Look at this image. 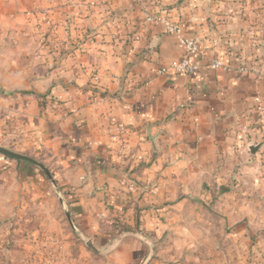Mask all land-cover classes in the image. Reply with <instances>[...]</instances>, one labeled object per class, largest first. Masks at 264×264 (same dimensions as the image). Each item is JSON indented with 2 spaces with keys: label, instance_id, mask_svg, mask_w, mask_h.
<instances>
[{
  "label": "crops",
  "instance_id": "crops-1",
  "mask_svg": "<svg viewBox=\"0 0 264 264\" xmlns=\"http://www.w3.org/2000/svg\"><path fill=\"white\" fill-rule=\"evenodd\" d=\"M146 8L202 38L199 73H176L184 48L144 22ZM216 57L227 68L206 66ZM258 99L264 0H0V145L39 160L59 189L0 154V216L39 214L40 197L60 207L56 194L74 224L63 242L78 235L104 264H264V244L252 242L264 225ZM122 232L136 234L104 255L87 245ZM38 239L34 250L6 247L0 264H32L27 253L39 264Z\"/></svg>",
  "mask_w": 264,
  "mask_h": 264
},
{
  "label": "rangeland",
  "instance_id": "rangeland-1",
  "mask_svg": "<svg viewBox=\"0 0 264 264\" xmlns=\"http://www.w3.org/2000/svg\"><path fill=\"white\" fill-rule=\"evenodd\" d=\"M0 154L6 155L2 152H0ZM37 168L46 176L41 168ZM16 192L18 191L16 190ZM18 197V193L12 194L10 197L5 196L4 198L6 202L2 203H12V200H17ZM53 197L55 198V202H59L60 207H49V202L51 200L40 197L39 205L45 207L42 211L39 210V214L36 213L34 207L32 208V206L29 205V208L25 210H20L21 207L16 206L15 209H11L9 213L0 216V239L3 238L4 234L11 237V239L8 238L6 242L3 241V239L0 241V257L2 250L6 247L13 248L15 246L17 249L34 250L35 246H32L31 243H37L36 239L39 236V243L37 244L39 247V264H104L102 261H99V258L93 259V256L91 257V255L85 254L86 252L83 247H85L86 244L78 237V235H74L75 237L71 236V238H67L66 241L63 242L65 240V234L73 232V229L71 228V223L67 217V210L61 205V203L63 204L62 198H58L56 194ZM253 212L255 215L259 216V212L261 211L253 208ZM42 219L44 221H42ZM57 219L58 222H56ZM231 227L232 226L225 227L222 231H230L229 229H231ZM263 227L264 225L252 226V232L255 234V238H253L254 240L252 242L257 244V247H262L263 245H261V243L264 244L263 239L258 240V237L264 232ZM220 233L222 232L220 231ZM59 235L60 240L54 237ZM68 240L69 242H67ZM27 255L32 261L30 263L34 264L35 260L31 254L27 253ZM247 260L251 262L255 261V264H260L261 262L256 259ZM232 262L233 261L231 260L230 264H232ZM238 264L249 263L242 262Z\"/></svg>",
  "mask_w": 264,
  "mask_h": 264
},
{
  "label": "built area",
  "instance_id": "built-area-1",
  "mask_svg": "<svg viewBox=\"0 0 264 264\" xmlns=\"http://www.w3.org/2000/svg\"><path fill=\"white\" fill-rule=\"evenodd\" d=\"M143 12V20L145 23L161 25L167 33L174 35L177 38L178 44L184 48L182 57L172 65L176 73L181 76H193L199 73L205 66L204 63L200 61L203 55L202 38L200 36L186 35L182 25L163 11L161 13H156L146 8ZM47 22L49 23L50 20H47ZM206 66L211 70L227 68L218 57L212 59ZM239 72L240 74H244L249 73L250 70L246 64H243ZM95 79L97 80L98 78L95 77ZM257 110L261 120H264V105L261 99L257 100ZM112 125L116 128L118 134L125 131L122 122L112 120ZM129 188L133 189L134 186L131 184Z\"/></svg>",
  "mask_w": 264,
  "mask_h": 264
},
{
  "label": "water",
  "instance_id": "water-1",
  "mask_svg": "<svg viewBox=\"0 0 264 264\" xmlns=\"http://www.w3.org/2000/svg\"><path fill=\"white\" fill-rule=\"evenodd\" d=\"M257 149H258V146H251L252 152L255 153L257 151ZM0 152L4 153L6 155H9V156H13V157L18 158V159H24V160L30 161L33 164L37 165L39 168H41L45 172V174L48 176L49 180L54 185L57 193H59V189L57 188L56 181H55L54 177L52 176L51 172L45 167V165H43L41 162H39V161L35 160L34 158L27 156L25 154H21V153H17V152H14L12 150H9V149L1 146V145H0ZM62 202H63V200H62ZM67 217H68V220L71 223V225H74L72 218H71V215L68 211H67ZM128 234H136V233L122 232L117 238H115V240H113L109 245H107L104 248H97L92 242H88L87 245L93 250V252H95L97 254L104 255V254L108 253L109 251H111L118 244V242L121 241V239L125 235H128ZM147 262L148 261H146V263Z\"/></svg>",
  "mask_w": 264,
  "mask_h": 264
},
{
  "label": "trees",
  "instance_id": "trees-1",
  "mask_svg": "<svg viewBox=\"0 0 264 264\" xmlns=\"http://www.w3.org/2000/svg\"><path fill=\"white\" fill-rule=\"evenodd\" d=\"M120 227H121V231H124V230H126V231H133L135 229L137 230V228H134V227H132L130 225H127V224H122V225H120Z\"/></svg>",
  "mask_w": 264,
  "mask_h": 264
}]
</instances>
